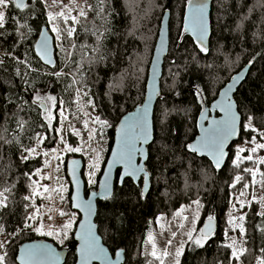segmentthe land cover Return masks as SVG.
<instances>
[{
  "label": "trees",
  "instance_id": "1",
  "mask_svg": "<svg viewBox=\"0 0 264 264\" xmlns=\"http://www.w3.org/2000/svg\"><path fill=\"white\" fill-rule=\"evenodd\" d=\"M113 3L118 14L109 17L111 23L108 27L111 28V34L106 33L104 48L101 49V53L108 57L107 60L100 63L98 56L101 53L79 48L81 43L93 46L95 43L94 37H84L83 34L81 39L76 41L78 47L73 50L72 56L73 60L83 64L81 69L84 73L83 79L90 88L85 98L88 100L91 97L97 109V116L107 120L110 125L107 131L110 148L113 146L115 129L121 118L144 101L150 63L161 21L167 10L171 13L170 49L164 62L161 96L154 114L156 144L152 149L153 159L147 163V170L151 173L150 191L147 197L142 199L141 183L136 185L127 179L122 186L116 184L114 198L98 203L96 222L99 233L113 254L121 248L125 249L127 255L124 264H143L144 257L138 253L142 248L150 251V245L146 241L147 233L156 235L159 248L164 247V242L172 230L178 231L173 244L177 240L185 239L179 234L182 232L181 229L175 227L168 231L164 229L168 228L169 224L181 223L179 218L173 219L175 213L184 206L195 207L192 201L199 198L202 205L199 209L201 211L199 228L207 220L208 215H212L217 220L218 228L212 240L204 248L186 249L182 264H218L219 261L228 264L230 250L224 245H227V237L232 235L231 225L228 223L234 213L232 205L242 190L247 193L253 188L252 186L247 190L242 188L245 182L251 181L247 173H242L243 168L252 167L251 162L244 160L240 168H236L232 160L236 148L245 145L244 140L250 139L255 134L241 130V138L229 149L230 158L221 170H216L206 158L196 156L193 159L191 155L186 156L184 146L192 143L198 135L199 115L217 99L219 92L230 79L247 65H251L248 78L239 88L235 100L242 117L243 114H253L255 126L264 130V0H227L226 3L223 0H212V32L208 54L199 53L196 43L186 33H183L180 48L176 46L186 10L185 0H113ZM9 13L19 17L26 15L27 10L20 12L10 8ZM45 19V16L40 15L38 6L29 19L33 31L27 34L19 47L15 48L16 55L26 52L32 67L42 69L40 75L30 73L23 79L15 77L17 65L6 58L7 70H0V84L3 88L9 89L7 93L9 99L19 95L31 103L33 91L23 90L26 86L24 81H28L27 86L30 89L34 87L42 96L57 97L56 109L60 100H64L66 102L64 106L69 108L67 102L71 100L73 90H65L67 78L57 79L44 75V72L53 69L44 66L35 53V43L44 27ZM238 24L241 25L239 29ZM14 29L15 25L9 23L8 30L14 31ZM13 41L14 37L10 36L0 46V55L5 49L12 50ZM60 44L61 41L56 42L55 58L58 67L66 62ZM63 47H69L67 40L63 41ZM111 52L116 53L115 58L109 55ZM90 59H96L97 62L89 65ZM70 66L74 67V65ZM20 67L23 72V66ZM68 70L64 68L65 72ZM79 78L78 75L77 79ZM197 86L204 89L202 104L201 98L194 95ZM76 106L77 104L70 105L71 117L75 116ZM15 111V105L7 106L3 119H0V133L8 139L19 136L23 145L28 147L35 145V141L29 138L40 132L50 136V139L44 141L45 148L50 149L55 146L58 140L55 130L57 118L52 120L50 128L46 131L45 128L38 127L41 122L47 123L43 121V110L39 109L41 115H37V112L26 107L25 111L19 114L27 122L23 132H20L15 124L16 117L13 115ZM69 137L72 144L76 145L77 140L72 135ZM257 139H260L259 136ZM161 144L167 145L169 150L160 153L159 159H156ZM0 151L5 153L0 165L11 161L12 175L21 174V183L17 185V199H19L26 192L25 184L30 183L22 173L39 169L43 163L42 159L39 157L21 163L15 144L5 145ZM243 155L247 156V152ZM188 163H191V168L187 167ZM259 167L264 170V165ZM236 174H243L245 180L233 188L231 185ZM97 188L98 186L88 188L87 192ZM66 208L71 210L70 198L67 200ZM258 209V204H253L243 222L247 229L249 250L248 255L243 258L244 264H255L258 258L264 256V253L259 251L264 247V233H261L257 227L261 224V217L256 215ZM22 216L23 208L21 204H17L15 211L6 215L2 221L8 232L17 228ZM161 216H166L169 223L159 229L156 220ZM161 232H164L163 236L160 235ZM38 239L43 237L30 230L21 233L8 248L9 264H12L11 258L18 254L22 244ZM52 242L59 246L55 241ZM59 247L69 249L65 264H76L77 242L74 236Z\"/></svg>",
  "mask_w": 264,
  "mask_h": 264
},
{
  "label": "snow or ice",
  "instance_id": "2",
  "mask_svg": "<svg viewBox=\"0 0 264 264\" xmlns=\"http://www.w3.org/2000/svg\"><path fill=\"white\" fill-rule=\"evenodd\" d=\"M224 3L227 0H223ZM185 5L188 10V16L186 17V23L182 25L181 35L177 37V48H180L181 43L183 42V33L190 32L192 36L196 38V45L199 53L208 54L210 48L208 46V36L210 33V11H209V0H185ZM40 7V15L46 17L44 22V27L41 32V41L35 46V52L39 57V60L43 61L45 65L51 66L53 71L44 72V75L55 77L57 79L61 77L67 78L66 80V89L73 90V96L69 104V108H66L65 101L60 100V109L58 115L67 119V114L70 113V105L77 104L79 105L85 96H88L90 88H88L87 83L84 81V73L81 71L83 64L80 61L72 59L73 50L78 47L76 44L77 40L81 39V34L84 37L92 36L94 37V46L88 45L86 43H81L79 45L80 49L87 48L91 52L101 53V49L104 48V41L106 39V33L111 34V28L108 25L111 23L109 17H114L117 15L113 0H83L81 3L80 0H69L68 4L64 3V0H51V3L48 0H0V46L8 40L10 36L14 37L13 47L11 51L7 49L4 50L2 55H0V70L6 71V58L15 62L17 67L15 68L14 76L20 77L23 79L25 76L30 73H36L40 75L42 69L32 67V63L27 57L26 52L22 55L15 54V48L19 47L24 41V38L27 34L33 31L32 25L29 23V19L37 10V7ZM215 6V3H214ZM246 6V5H245ZM56 7L59 8V11L53 12L49 9ZM20 10L24 12L27 10L26 15L24 16H12L9 13V9ZM251 11V9H250ZM91 14V18H90ZM247 17H245L246 19ZM99 21L100 23H97ZM218 22V21H217ZM11 23L15 25L14 31L8 30V25ZM63 25V27L61 26ZM39 27V25H37ZM241 25H237L239 29ZM49 32L55 33V38L58 41H61L59 47L64 53L66 62L62 66L58 67L56 60L52 57V49L49 47ZM133 35V33H129ZM67 40L69 47H63V41ZM112 58H115L116 53L111 52L109 54ZM23 56V58H22ZM108 57L102 53L98 56V62L104 63ZM195 59V56L193 57ZM97 62L96 59H90L88 61L89 65ZM251 63V61H250ZM175 64V61H173ZM70 65H74L71 67ZM23 66L24 71H21ZM177 67H179L177 65ZM64 68H68L67 72L64 71ZM79 75V79L77 76ZM25 87L24 91L29 92L33 91L34 95L31 99V103L28 100L23 99V97L17 95L13 99L8 98L9 89L3 88V85L0 84V119H3L4 112L8 105H15L16 111L13 112V115L16 117L15 124L17 129L20 132H23L25 124L27 123L20 113L24 112L26 107L37 112V115H41L38 111L39 109L43 110V121L38 127L45 128L46 131L50 128L51 122L54 119L52 115L53 109L56 107L57 97L45 95L42 96L38 90L29 88L27 85L28 81H24ZM111 88V85L109 86ZM229 91H231V85H229ZM194 95L200 99V103H203L204 89L197 86L194 91ZM225 98L229 99L228 93H224ZM151 101H149L150 103ZM87 103L95 108V103L89 97ZM215 108H218L221 112L224 113L223 118L216 120L213 119L209 122L208 126L205 127L203 121L206 120L208 109H204V115L201 116V136L195 143H188L184 147L186 149L185 155H191L193 159L196 156L201 157H210L212 165L216 170H219L222 167V164L225 161L228 152L226 148L229 144V141L233 137L240 135V130L242 129L245 132H251L255 135H252L250 139H245V146H238L232 164L236 168H240L242 161L246 160L251 162L252 167H245L242 169V173H247L251 177L250 183L245 182L242 185V188L247 190L250 186L255 187L259 185L261 188H264V170H261L259 165H264V156H258L254 158V154L258 153L261 150H264V130L259 129L255 126L253 121L255 116L251 113L242 114L237 108L236 111L233 110L234 104L229 103H217ZM89 115V114H86ZM167 115L166 113L164 114ZM93 123L99 124L101 130L104 127H109L107 120H102L99 116L90 117ZM163 123V120L161 121ZM84 126H88V120L84 121ZM71 127V125H70ZM63 131V123L61 122V128L58 129L59 132ZM76 135H79V132H75ZM259 136V140L257 139ZM54 138V137H52ZM91 132L89 134V139H93ZM32 141H35L34 146L25 147L19 136H16L12 139L6 138L2 133H0V150L3 149L5 145L15 144L17 151L19 152L18 159L21 163L27 162L29 159L35 158L36 156L43 155L44 157L49 156L48 151L39 153L37 149L40 145L43 144L44 140L50 139L49 135L36 132L33 136L29 138ZM60 142L65 144V148L61 151L67 152H80L82 151L81 147H72L70 144H67V141L64 140V137L60 136ZM156 144L155 137L153 136L152 126L149 120V108L147 105H144L136 114L126 117L124 122L121 124V137L117 146L116 152L113 154L112 163L108 165V172L104 176V182L102 184V192H92V197L102 196L104 200H110L114 198L113 184L111 182V172L112 168L115 165H123L124 171L123 175L117 174V182L123 184L126 178H133L140 181L142 189L140 192V197L146 198L149 193V177L151 173L146 170L147 163H150L153 159L152 149ZM250 146V147H249ZM168 146L165 144L159 145L158 155L156 159H159V154L167 152ZM53 154L57 152L56 149L51 150ZM245 152L251 154L244 156ZM5 153L0 151V161H3ZM139 156L142 163H138L136 158ZM56 158L59 159V155H56ZM45 166L51 167L50 160H45ZM76 162L73 161L75 166ZM191 163L187 164L188 168H191ZM92 171L88 173V182L95 184L96 181L93 178L94 171L99 170L97 163L91 165ZM13 163L9 161L7 164L0 165V236H4L3 240H0V264H9V252L8 248L13 243V241L26 231H32L38 233L41 236L49 237L54 236L59 240L61 244L65 240L75 237L76 240L80 241L78 249V264H94L95 261H99L100 264H119L121 256H126L127 253L125 249L121 248L118 251L114 252L115 259L109 255L108 249L100 243V237L97 236L95 232V225L91 222L88 217L93 214V203L91 200H81L79 195V185L80 181L76 176L75 167L72 172V179L76 185V193L74 197L73 207L80 209L85 213L84 223L79 224L78 227L80 231L78 233L72 232L74 225H76L75 213L65 212L61 210L59 212L60 216H67L68 219L60 225L58 229H53L49 225L48 230H45V224L43 222V216L41 215V208L36 205V198H43L48 201L52 200L50 192H56L60 195L61 201H64L66 197L63 195L67 191L63 185H60L58 188L51 189L47 185H41L38 180H33L32 177L36 176L40 179H52L51 174L47 176H41L42 169H36L34 172H24L22 173L23 177L30 183H26V192L17 199V185L21 183L20 175H12ZM55 171H59V165L56 166ZM259 176V179L257 177ZM57 179H59L57 177ZM245 180L243 174H236L234 176V183L231 187L235 188L236 184L241 183ZM42 188V191H41ZM45 193L49 195L45 196ZM245 191L240 192V196H244ZM259 204L260 210L257 211L256 215L261 217V224L257 225L261 233H264V197L257 200L256 196L253 194L251 200L245 204L243 201L237 197V203L240 205V208H236V204L232 205L234 211H241L245 207H250L252 202ZM21 204L23 208V216L21 223L17 226L16 229H13L11 232H8L5 228L2 221L6 215H9L15 211L16 205ZM192 204L196 206L195 213L191 220L188 216L182 215L184 209L175 213L173 219H181V223L178 225L169 224L168 228H165L164 231H168L172 228H178L182 231L181 235L185 239L177 240L175 245L173 241L178 235V231L172 230L170 236L164 242V247L159 248L156 243L155 236H149L148 241L150 244L151 250L142 248L139 251V255L144 257L143 264H182V257L185 256V250L191 248H204L205 245L212 240L215 232L213 221L214 217L212 215L207 216V223L204 224L202 228L197 230L195 224L199 219V209L202 207L200 199L192 201ZM191 207V205L187 206ZM32 209V211H29ZM50 211V209H49ZM49 220H52V217H48ZM247 218V213H243L238 217H231L228 221L232 225V231H237L240 234L239 239L236 237H229L231 243L224 245L230 250L228 256V264H244L243 258L248 255V238H247V229L244 227V221ZM160 218H158L159 220ZM184 222H188L185 224ZM163 228L164 226L161 225ZM161 236L164 235V232L160 233ZM227 236V232H225ZM169 249H172L169 251ZM261 253H264V247L259 249ZM148 257H151L149 259ZM61 254L58 253L54 248L48 244L44 243H33L27 246H21L19 248V254L12 257V264H60ZM218 264H223V261H219ZM258 264H264V256L258 260Z\"/></svg>",
  "mask_w": 264,
  "mask_h": 264
},
{
  "label": "rangeland",
  "instance_id": "3",
  "mask_svg": "<svg viewBox=\"0 0 264 264\" xmlns=\"http://www.w3.org/2000/svg\"><path fill=\"white\" fill-rule=\"evenodd\" d=\"M49 3H51V0H48ZM80 2L82 3L83 0H80ZM65 4L69 3V0H64ZM53 12L59 11V8L53 7L51 9H49ZM62 26V25H61ZM55 36V33H52ZM56 42L58 41L55 38ZM87 99L84 97L83 100L81 101V103L79 105L76 106V110H75V116L71 117L69 114H67V119H63L58 115L59 109H60V103L58 105V108H54L52 111V115L54 118H57V126L55 128L56 130V134L58 137L57 143L55 144V146L53 148L47 149L44 147V142L42 145H40V147L37 149V151L39 153H43L44 151H48L49 152V156L48 157H44L42 154L39 156H36L35 158H41L42 159V166L39 169H42L41 172V176H47L48 174H51L52 179H40L39 177L33 176L32 179L33 180H38L39 183L41 185H47L49 186L50 190L54 189V188H58L60 187V185H63L65 188H67V191L63 193V195L66 197V199L64 201H61L60 199V195L56 192H50L51 196H52V200L48 201L46 199L43 198H36L35 203L37 206H39L41 208V215L43 216V222L45 224V230H48L49 225L52 226L53 229H58L60 227V225H62L67 219V216H60L59 212L61 210L65 211V212H71V213H75V219H76V225H74L72 232H75L76 230V226L80 220V216L78 213L74 212L71 208V210L69 211L66 208V203L68 198H70L71 196V183L70 180L67 176V172H66V163L67 160L70 157L73 156H79L81 157L84 162H85V170H84V178L86 180L87 183V187L92 189L98 186L99 184V180H100V176L103 172L104 166L106 164V161L108 159L109 153L111 148L109 147V138L107 136V131L109 130V127H104L101 130V127L99 124L93 123L92 119L90 117H95L97 116V109L96 107L93 108L91 107L88 103H87ZM89 114V115H86ZM88 120V126L85 127L84 126V121ZM61 122L63 123V131L59 132L58 134V129L61 128ZM71 125V127H70ZM75 132H79V135H76ZM92 134V136L94 137L93 139H89V134ZM64 137V140L67 141V144H70L72 147H81L82 151L80 152H67V151H61L65 148V144L60 142V136ZM69 135H72L76 140H77V144L73 145L72 144V140L69 137ZM45 141V140H44ZM264 142V141H261ZM240 146H245V145H240ZM250 147V146H249ZM52 149H56L57 152L55 154L52 153ZM251 153L247 152V155H249ZM56 155H59V159L56 158ZM258 156H264V150L259 151L258 153L254 154V158L258 157ZM32 158V159H35ZM45 160H50L51 162V167H46L45 166ZM97 163L99 166V170L98 171H94L93 174V178L95 179L96 183L95 184H91L88 182V173L89 171H92L91 169V165L93 163ZM59 165V171H55L56 166ZM57 177L59 179H57ZM42 191V188H41ZM255 195L257 200H260V198L264 197V189L261 188L260 186L258 187L257 185L255 187H253L249 192L245 193L244 196H240L238 195L239 199L241 201H243L245 204L248 203L249 200H251L252 195ZM45 196L49 195V193H45ZM256 202H252L250 207H245L243 208L241 211H234L232 217H238L239 215L243 214V213H247V211L252 207L253 204H255ZM234 204H236V208L239 209L240 205L237 203V198L234 201ZM259 209L260 210V205L258 204ZM184 209V211L182 212V215L184 216H188L189 219L191 220V218L193 217L194 213H195V207H182ZM181 208V209H182ZM50 209V211H49ZM180 209V210H181ZM179 210V211H180ZM49 216L52 217V220H49ZM160 219L156 220L157 226L159 229H161V225H163L164 227L169 223V219L166 216H161L159 217ZM201 218V211L199 210V219L197 220L195 227L197 228V230H199V221ZM181 220V219H180ZM182 222V221H181ZM185 224H187L188 222H184ZM163 227V228H164ZM232 225H231V230H232ZM184 231V230H182ZM38 236V233H36ZM155 236V234L147 233L146 235V241L149 244L148 241V237L149 236ZM43 237V239H52L53 241H55L59 246H63V244H61L59 242V240L57 238H55L54 236H49V237H45V236H41ZM229 237H236L239 239L240 234L237 231H232V235H229L227 237L226 243L229 244L231 243V240L229 239ZM5 237L4 236H0V240H3ZM157 246H158V242L156 240ZM150 245V244H149ZM175 245V243H174ZM151 250V248H150ZM169 251H171V249H169ZM260 258H258L255 262V264H258V260Z\"/></svg>",
  "mask_w": 264,
  "mask_h": 264
},
{
  "label": "water",
  "instance_id": "4",
  "mask_svg": "<svg viewBox=\"0 0 264 264\" xmlns=\"http://www.w3.org/2000/svg\"><path fill=\"white\" fill-rule=\"evenodd\" d=\"M212 0H209V11H210V33L208 36V46L210 44V39H211V32H212V22H211V15H212ZM170 11H166L164 13V16L162 18L161 21V26H160V30H159V36H158V40L155 46V50L153 53V57L150 63V67H149V71H148V79H147V86H146V90H145V97H144V101L142 104L138 105L133 111L128 112L127 114H125L121 120L119 121V123L116 126L115 129V137H114V143L113 146L111 148V151L109 153L108 159L106 161V164L104 166L103 172L100 176V180H99V184H98V188L96 190H88L87 187V183L86 180L84 178V170H85V162L84 160L79 157V156H73L70 157L67 160L66 163V172H67V176L70 180L71 183V196H70V201H71V208L74 212L78 213L80 216V220L76 226V230L74 233H78L80 231L78 225L84 223L85 220V213L84 211H81L80 209H76L75 207H73V203L74 201V197H75V193H76V185L72 179V172H73V168L75 167V172H76V176L80 181V185H79V195L81 200L87 201V200H91L93 203V214L88 217V219L91 220V222L96 226L95 227V232L97 234V236L100 237V243L102 245H104L108 251H109V255L112 256L113 259H115V255L111 252V250L105 245L104 240L102 238V236L99 233V226L96 222V217L98 214V203L105 201L102 196H97V197H92L91 193L92 192H97V193H101L102 192V184L104 182V176L105 174L108 172V165L110 163H112L113 160V154L116 152L117 150V146L118 143L120 141V137H121V124L124 122L126 117L132 116L134 114H136L144 105H147L149 108V120L152 126V132H153V136H155V126H154V114H155V109L158 103V100L161 96V81L163 79V67H164V62H165V58L168 56L169 54V49H170ZM188 16V10L186 8L185 10V14H184V18H183V24L186 23V17ZM43 30V28H42ZM41 30V32H42ZM41 32L39 35L38 40L35 43V46L41 41ZM187 36L191 37L192 40L195 42L196 38L194 36L191 35L190 32L186 33ZM49 47L52 49V57L54 60H56L55 56H56V40H55V36L52 34V32H49ZM196 43V42H195ZM36 53V52H35ZM37 55V54H36ZM38 57V55H37ZM39 58V57H38ZM42 64L50 69L51 66L45 65L43 63V61H41ZM251 69V65H247L245 66L242 70H240L238 73H236L231 79L230 81L221 89V91L219 92V95L217 97L216 100H214L212 102V104L208 107H206V109H208L209 111L207 112V119L203 121L204 126L207 127L209 122L213 119L219 120L221 118H223L224 113L221 112L218 108H215L214 106L217 103H233L234 104V108L233 110L236 111L238 108L237 102L235 100L236 94L239 90V88L243 85V83L247 80L249 72ZM229 85H231V91H229ZM227 92L228 93V97L229 99L225 98L224 93ZM149 101H151L149 103ZM204 115V111L199 115L198 118V135L195 138V140L192 143H195L199 137L201 136V129H200V123H201V116ZM243 118V117H242ZM242 130V129H241ZM240 130V135L237 137H233L230 141L229 144L226 148V151L228 152V155L225 158L224 163L222 164V167L219 169H223L225 167V165L227 164L229 158H230V148L231 146L236 143L239 142L240 138H241V134L242 131ZM199 158H206L211 162V158L210 157H201L198 156ZM138 163H142L143 161L141 160V158L139 156H137L136 158ZM73 161L76 162L75 166L73 165ZM212 164V162H211ZM214 167V166H213ZM146 170H147V165H146ZM123 171H124V166L123 165H115L112 168V172H111V182L113 184V191L115 190V186L116 184H118L119 186H122L121 184H119L117 182V174L119 173L120 175H123ZM148 171V170H147ZM149 172V171H148ZM150 173V172H149ZM130 179L134 184L139 185L140 181L135 180L133 178H126ZM150 187H151V175L149 177V191H150ZM207 223V220L203 223L204 224ZM202 226V227H203ZM213 226H214V232L216 233L217 228H218V222L216 219H214L213 221ZM75 239V237H74ZM77 242V247H76V264H78V249H79V245H80V241L76 240ZM33 243H44V244H48L50 245L52 248H54L58 253L61 254V258H60V264H65L69 255V249L68 248H60L59 246H57L54 242H52V240L49 239H38V240H33V241H29V242H25L24 244H22L21 246H27ZM20 246V247H21ZM18 254H19V250H18ZM17 254V255H18ZM126 261L125 256H121V259L119 261V264H124ZM18 263V262H17ZM94 264H100L99 261H95Z\"/></svg>",
  "mask_w": 264,
  "mask_h": 264
},
{
  "label": "flooded vegetation",
  "instance_id": "5",
  "mask_svg": "<svg viewBox=\"0 0 264 264\" xmlns=\"http://www.w3.org/2000/svg\"><path fill=\"white\" fill-rule=\"evenodd\" d=\"M205 221H206V220H205ZM205 221H204V222H205ZM202 226H203V224H202ZM202 226H201V228H202Z\"/></svg>",
  "mask_w": 264,
  "mask_h": 264
}]
</instances>
